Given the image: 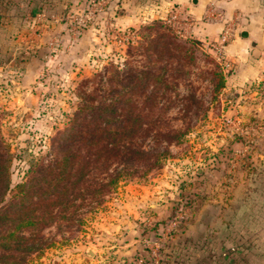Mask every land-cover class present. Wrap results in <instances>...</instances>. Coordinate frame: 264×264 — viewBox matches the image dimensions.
<instances>
[{
  "label": "rangeland",
  "instance_id": "rangeland-1",
  "mask_svg": "<svg viewBox=\"0 0 264 264\" xmlns=\"http://www.w3.org/2000/svg\"><path fill=\"white\" fill-rule=\"evenodd\" d=\"M94 1L67 7L60 20L65 32L50 34L46 39L41 30L34 28L37 41L28 43L24 32L18 38L20 34L0 27V160L7 165L10 187L24 181L28 174H37L51 161L56 141L63 137L85 101L79 92H97L102 76L119 72L129 77L131 69L156 71L168 84L167 89L160 83L156 85L158 107L167 108L164 121L186 135L166 146L167 156L158 168L124 177L99 205L91 204L75 212L72 223L45 227L42 236L46 248L39 255L32 254L29 264L120 263L117 256L107 252L126 235L127 226L118 222L122 218L123 187H149L158 185L155 180L171 179L178 189L177 203L189 201L184 210L187 215L199 198L195 187H189L197 182L189 179L197 177L199 157L216 153L212 150L217 147L215 135L222 132L218 123L225 106L218 86L220 75L227 74L226 68L214 47L216 41L201 42L187 31L188 21L181 5L174 4L167 12L149 15L142 23L121 30L114 18L124 9L118 7L113 10L115 15L108 17L104 12L114 8L115 0L95 11L91 8ZM151 4L144 0L142 5ZM78 20L84 22L78 25ZM20 23L28 26L23 20ZM152 24L166 29L141 30ZM162 33L175 40L161 38ZM186 160L194 167L191 177L178 174L189 168ZM224 179L230 186L233 177ZM257 184L262 190L251 196L248 205H241L227 216L232 231L240 236L239 243L228 246L225 256H231L217 259L216 264H264V178ZM224 194H229V188ZM171 217L173 214L168 220ZM111 223L116 225L114 230ZM89 250L93 255L87 254Z\"/></svg>",
  "mask_w": 264,
  "mask_h": 264
},
{
  "label": "crops",
  "instance_id": "crops-1",
  "mask_svg": "<svg viewBox=\"0 0 264 264\" xmlns=\"http://www.w3.org/2000/svg\"><path fill=\"white\" fill-rule=\"evenodd\" d=\"M84 1L0 0V27L20 34L18 38L24 32L28 43L37 41L34 28L41 30L46 39L50 34L64 33L60 21L63 11L81 6ZM143 1L115 0L114 8L104 14L112 17L113 10L124 9L114 18L123 30L142 23L144 17L167 12L178 3L187 17V31L199 41L215 42L223 32H229V42L221 54L231 69L224 76L221 90L225 110L218 123L222 132L215 135L217 147H212L216 153L199 157L197 177L189 179L197 182L189 187H195L199 198L185 221L172 232L167 225L162 226L179 205L178 189L171 179H154L158 185L149 187L126 185L120 200L122 218L118 221L127 226L126 235L120 243L111 245L107 255L117 256L118 264H134L144 250L146 234L152 232L159 239L158 254L156 258L147 255L146 264H216L217 259L231 256H225L228 246L239 243L240 236L232 231L227 216L241 205L247 206L251 196L262 190L257 182L264 178V0H148L152 4L144 7ZM21 20L28 26L18 25ZM184 162L189 168L178 174L191 177L194 167ZM225 176L233 177L228 187ZM226 188L230 195L224 194ZM109 225L112 230L116 227L115 223Z\"/></svg>",
  "mask_w": 264,
  "mask_h": 264
},
{
  "label": "trees",
  "instance_id": "trees-1",
  "mask_svg": "<svg viewBox=\"0 0 264 264\" xmlns=\"http://www.w3.org/2000/svg\"><path fill=\"white\" fill-rule=\"evenodd\" d=\"M155 28L166 29L152 24L141 30ZM220 80L222 90V75ZM100 82L97 92H79L85 101L77 117L37 174L11 188L0 160V264H29L32 254L46 248L45 227L72 223L75 212L99 205L124 177L158 168L166 146L186 135L164 121L167 108L158 107L156 85L167 89L168 84L156 71L131 69L129 77L116 72Z\"/></svg>",
  "mask_w": 264,
  "mask_h": 264
},
{
  "label": "built area",
  "instance_id": "built-area-1",
  "mask_svg": "<svg viewBox=\"0 0 264 264\" xmlns=\"http://www.w3.org/2000/svg\"><path fill=\"white\" fill-rule=\"evenodd\" d=\"M111 0H95L91 3V8L95 10H101L105 8ZM90 16V15H89ZM87 16L86 18L90 19L91 17ZM177 16L174 15L172 18L175 19ZM84 21L78 20V25L83 23ZM82 27L84 25H81ZM229 42V32L225 31L221 34L220 38L214 43L215 49L221 54L223 47ZM223 66L226 68V72L228 73L231 69L230 64L222 58ZM184 202L180 201V205L177 207V211L173 213V217L168 221V230L174 231L178 229L186 219L185 209L189 206L188 199H184ZM144 250L139 253L136 258L134 259V264H146L147 263V255L151 256L152 258H156L158 254V247H159V239L153 236L152 232H148L146 237L143 240Z\"/></svg>",
  "mask_w": 264,
  "mask_h": 264
},
{
  "label": "water",
  "instance_id": "water-1",
  "mask_svg": "<svg viewBox=\"0 0 264 264\" xmlns=\"http://www.w3.org/2000/svg\"><path fill=\"white\" fill-rule=\"evenodd\" d=\"M264 95V94H263ZM262 106H264V97H263V103H262ZM87 254L88 255H93V252L91 250L87 251Z\"/></svg>",
  "mask_w": 264,
  "mask_h": 264
}]
</instances>
